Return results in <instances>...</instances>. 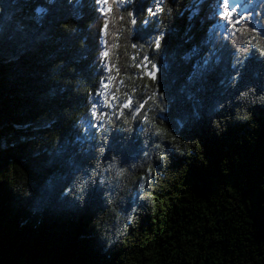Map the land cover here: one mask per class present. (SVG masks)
Returning <instances> with one entry per match:
<instances>
[{
  "label": "trees",
  "instance_id": "trees-1",
  "mask_svg": "<svg viewBox=\"0 0 264 264\" xmlns=\"http://www.w3.org/2000/svg\"><path fill=\"white\" fill-rule=\"evenodd\" d=\"M109 4L0 0V264H264V3Z\"/></svg>",
  "mask_w": 264,
  "mask_h": 264
},
{
  "label": "rangeland",
  "instance_id": "rangeland-1",
  "mask_svg": "<svg viewBox=\"0 0 264 264\" xmlns=\"http://www.w3.org/2000/svg\"><path fill=\"white\" fill-rule=\"evenodd\" d=\"M187 28L188 26H186V32H187ZM157 52L159 53L158 50ZM154 59L158 60L160 59V56L159 54H153L152 51L149 60H141L140 64L143 65L145 67V70L147 69L151 75L154 74V78H155V76L157 75L156 71H158L161 66L156 65V61ZM105 85H107V87H105ZM113 97H115V99H113ZM95 98L97 102L102 103V105L104 106V109L100 111L101 116H105L115 111L116 105L119 101V94L113 85L112 78H108L107 80L104 81L103 90Z\"/></svg>",
  "mask_w": 264,
  "mask_h": 264
},
{
  "label": "snow or ice",
  "instance_id": "snow-or-ice-1",
  "mask_svg": "<svg viewBox=\"0 0 264 264\" xmlns=\"http://www.w3.org/2000/svg\"><path fill=\"white\" fill-rule=\"evenodd\" d=\"M100 2L102 4H105L107 3V0H100ZM125 2V0H120V5H122L123 3ZM128 2H130V0H128ZM160 3H162V0H157V6L155 8V11H153L152 9H149V13L152 14V15H156L157 13H159L160 11H162V8L159 6ZM227 3H228V0H217V15H221L222 12H221V5H224V6H227ZM238 5V0H233V9H235ZM103 11V9H101ZM241 19H243V16L242 14L239 15L235 21V23H240ZM133 23H135V21L133 20L132 21ZM229 23H232V21L229 19L228 21ZM234 26V25H233ZM105 27V30L107 29L108 25L107 23H105L104 25ZM226 30V29H225ZM157 47H159V41H157V44H156ZM108 53L105 52L104 53V56L107 57ZM105 87H107V85H105ZM113 99H115V97H113ZM131 104V97L129 96L128 97V100L126 102L123 103L122 107L124 108H127L129 107V105Z\"/></svg>",
  "mask_w": 264,
  "mask_h": 264
}]
</instances>
